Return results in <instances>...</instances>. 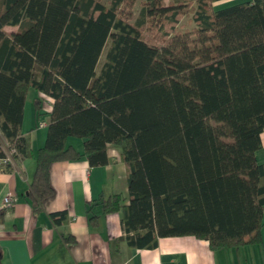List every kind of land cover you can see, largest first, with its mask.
Segmentation results:
<instances>
[{"label":"trees","instance_id":"trees-1","mask_svg":"<svg viewBox=\"0 0 264 264\" xmlns=\"http://www.w3.org/2000/svg\"><path fill=\"white\" fill-rule=\"evenodd\" d=\"M215 1L0 0V159L9 150L14 161L33 159L32 212L53 193L52 163L85 157L105 165L112 147L126 194L108 195L101 210L120 216L128 245L153 248L165 236L204 239L210 250L259 242L264 0L219 9ZM29 88L51 98L35 151L20 135ZM40 108L34 98L35 118ZM68 138L80 139L82 151ZM48 216L67 219L65 211Z\"/></svg>","mask_w":264,"mask_h":264},{"label":"crops","instance_id":"crops-1","mask_svg":"<svg viewBox=\"0 0 264 264\" xmlns=\"http://www.w3.org/2000/svg\"><path fill=\"white\" fill-rule=\"evenodd\" d=\"M250 1L217 0L212 6L219 9ZM14 29L5 27L6 31ZM34 98L41 100L38 118L32 111ZM50 106V97L32 88L27 90L20 135L32 151L44 142ZM259 138L260 147L254 156L260 164L264 163V129ZM68 142L82 151L80 139L68 138ZM106 153L108 162L100 166H89L85 157L52 163L53 193L37 212H32L26 199L33 159L12 160L9 169L0 166V209L3 197L11 200L10 209L0 220V264H264V206L260 240L254 244L210 250L204 239L165 236L157 238L153 248L128 245L120 216L101 210V201L108 195L126 194L125 169L118 152L109 147ZM88 204L96 216L94 225L87 219ZM52 211H65L66 221L53 223L48 216Z\"/></svg>","mask_w":264,"mask_h":264},{"label":"rangeland","instance_id":"rangeland-1","mask_svg":"<svg viewBox=\"0 0 264 264\" xmlns=\"http://www.w3.org/2000/svg\"><path fill=\"white\" fill-rule=\"evenodd\" d=\"M100 1H101L103 4H106V3L108 2V0H100ZM137 11H138V4L136 3V4L134 5V7H133V13H134V15L137 13ZM158 22H159V18H155V17H153V18L151 19V21H149V22L146 24V26H147V31H146V32H147L148 34H149V33L151 34V33L155 30V28H156ZM181 23H183L184 26H185L186 28H189V27L191 26V24H188L184 18L181 20ZM9 29H11V28L8 27L7 30H9ZM12 29H13V28H12ZM107 45H108V41L105 42V44H104V46H103V48H102V50H101V52H100V55H99V57H98V60H97L96 66H95V71H98V69H99V67H100V65H101V63H102V61H103V56H104V53H105V50H106ZM11 162H12V160H11Z\"/></svg>","mask_w":264,"mask_h":264},{"label":"built area","instance_id":"built-area-1","mask_svg":"<svg viewBox=\"0 0 264 264\" xmlns=\"http://www.w3.org/2000/svg\"><path fill=\"white\" fill-rule=\"evenodd\" d=\"M42 123H39V126H42ZM13 150H9L7 151V155L5 157H3L2 159H0V163L1 164H6L11 162L12 158H11V154H12ZM11 205V200L10 197L5 196L3 197L2 200V207H9Z\"/></svg>","mask_w":264,"mask_h":264}]
</instances>
